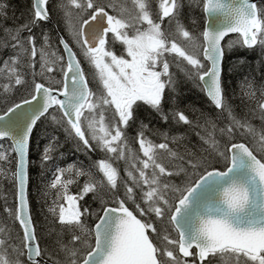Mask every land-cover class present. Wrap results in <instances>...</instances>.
Wrapping results in <instances>:
<instances>
[{
	"label": "snow or ice",
	"instance_id": "obj_1",
	"mask_svg": "<svg viewBox=\"0 0 264 264\" xmlns=\"http://www.w3.org/2000/svg\"><path fill=\"white\" fill-rule=\"evenodd\" d=\"M7 11L0 264H264V73L239 93L223 75L235 46L264 55V0ZM189 83L198 109L180 99Z\"/></svg>",
	"mask_w": 264,
	"mask_h": 264
},
{
	"label": "trees",
	"instance_id": "obj_2",
	"mask_svg": "<svg viewBox=\"0 0 264 264\" xmlns=\"http://www.w3.org/2000/svg\"><path fill=\"white\" fill-rule=\"evenodd\" d=\"M4 2L8 5L7 15L9 17L15 16L16 18H20L22 13L25 11L28 6L30 0H4ZM100 2H107V0H100ZM187 2V0H186ZM193 11H198L193 6ZM196 19L195 15L190 16L189 23L191 20ZM4 27H11L13 25L12 19L0 21ZM6 51V50H5ZM235 66V67H233ZM249 68L254 69V76L259 84L262 79V73H264V55H261L260 50L257 48L255 52L252 50H247L240 48L239 46H235L234 53L230 52L228 55L227 61L224 63V71L223 75L225 78V83L229 86V90L235 88L237 93H239V82L244 78V76L249 72ZM91 79V75L89 77ZM180 99L183 101V105H187L191 108H200L203 104V94L199 91V89L193 87L190 83L183 84L180 90ZM3 100L0 98V105H2ZM236 103L239 104V98H237ZM155 124V122H153ZM255 124H259V121H254ZM131 135V134H130ZM35 140H33V145L35 146ZM138 149V145L135 146ZM61 151L65 152L66 155L63 159L67 160L71 163L73 160L81 158V154L75 153L74 149H72L71 145H67L65 148L61 149ZM36 159L35 155L32 157ZM121 173L123 171L124 164L123 162H118ZM63 166V165H62ZM38 168L34 169L32 172V176L34 179L38 178ZM178 182V181H177ZM71 190V188H70ZM9 193V185L7 181H0V203H3V198L8 196L9 201L11 197L8 195ZM74 194V193H73ZM52 199H55V195L53 194ZM33 204L37 210H39V205H36L35 198L33 199Z\"/></svg>",
	"mask_w": 264,
	"mask_h": 264
},
{
	"label": "bare ground",
	"instance_id": "obj_3",
	"mask_svg": "<svg viewBox=\"0 0 264 264\" xmlns=\"http://www.w3.org/2000/svg\"><path fill=\"white\" fill-rule=\"evenodd\" d=\"M90 77V76H89ZM92 78V77H91Z\"/></svg>",
	"mask_w": 264,
	"mask_h": 264
},
{
	"label": "water",
	"instance_id": "obj_4",
	"mask_svg": "<svg viewBox=\"0 0 264 264\" xmlns=\"http://www.w3.org/2000/svg\"><path fill=\"white\" fill-rule=\"evenodd\" d=\"M231 35V34H230Z\"/></svg>",
	"mask_w": 264,
	"mask_h": 264
}]
</instances>
